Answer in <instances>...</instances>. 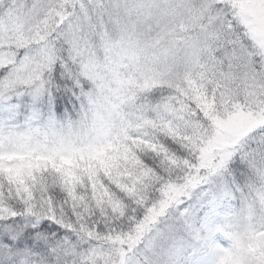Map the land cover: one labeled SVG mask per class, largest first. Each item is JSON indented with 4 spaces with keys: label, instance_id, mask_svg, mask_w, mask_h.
<instances>
[{
    "label": "snow or ice",
    "instance_id": "obj_1",
    "mask_svg": "<svg viewBox=\"0 0 264 264\" xmlns=\"http://www.w3.org/2000/svg\"><path fill=\"white\" fill-rule=\"evenodd\" d=\"M0 264H264V0H0Z\"/></svg>",
    "mask_w": 264,
    "mask_h": 264
}]
</instances>
